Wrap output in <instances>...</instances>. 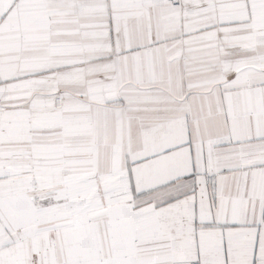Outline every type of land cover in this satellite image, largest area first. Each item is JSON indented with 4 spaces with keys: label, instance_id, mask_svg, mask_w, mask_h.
I'll list each match as a JSON object with an SVG mask.
<instances>
[{
    "label": "snow or ice",
    "instance_id": "obj_1",
    "mask_svg": "<svg viewBox=\"0 0 264 264\" xmlns=\"http://www.w3.org/2000/svg\"><path fill=\"white\" fill-rule=\"evenodd\" d=\"M0 264H264V0H0Z\"/></svg>",
    "mask_w": 264,
    "mask_h": 264
}]
</instances>
